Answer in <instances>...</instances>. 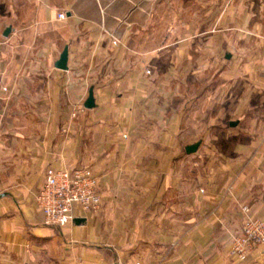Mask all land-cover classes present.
I'll use <instances>...</instances> for the list:
<instances>
[{"label":"crops","instance_id":"crops-1","mask_svg":"<svg viewBox=\"0 0 264 264\" xmlns=\"http://www.w3.org/2000/svg\"><path fill=\"white\" fill-rule=\"evenodd\" d=\"M49 166L91 168L99 209L46 224ZM249 215L264 0H0V264H264L231 254Z\"/></svg>","mask_w":264,"mask_h":264},{"label":"built area","instance_id":"built-area-1","mask_svg":"<svg viewBox=\"0 0 264 264\" xmlns=\"http://www.w3.org/2000/svg\"><path fill=\"white\" fill-rule=\"evenodd\" d=\"M65 16V12L59 14V18ZM83 109L79 107L78 111ZM97 184V177L91 168L47 167L44 181L36 195V204L45 216V223L63 227L74 221L77 208L86 212L98 210L102 198L97 191ZM262 246L264 219L249 215L241 232L233 236L231 254L240 261H246L252 251Z\"/></svg>","mask_w":264,"mask_h":264},{"label":"water","instance_id":"water-1","mask_svg":"<svg viewBox=\"0 0 264 264\" xmlns=\"http://www.w3.org/2000/svg\"><path fill=\"white\" fill-rule=\"evenodd\" d=\"M10 32H11V28H7L5 35L8 36L10 34ZM56 67L59 69H64V70L68 69V48L67 47L63 50V52L60 56V59L56 63ZM84 107L87 109H92V108L96 107V101H95L93 89H90L89 96L84 103ZM235 124H236V122H233V125H235ZM199 145H200V143H196V144H193L191 146H188L187 152L188 153L196 152ZM75 221L79 223L81 220L75 219Z\"/></svg>","mask_w":264,"mask_h":264},{"label":"rangeland","instance_id":"rangeland-1","mask_svg":"<svg viewBox=\"0 0 264 264\" xmlns=\"http://www.w3.org/2000/svg\"><path fill=\"white\" fill-rule=\"evenodd\" d=\"M58 227V226H57ZM58 228H60V227H58Z\"/></svg>","mask_w":264,"mask_h":264}]
</instances>
